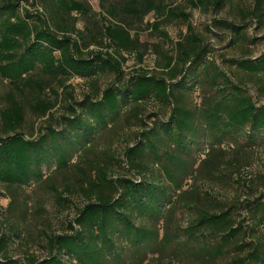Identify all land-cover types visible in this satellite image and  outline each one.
I'll list each match as a JSON object with an SVG mask.
<instances>
[{
    "label": "rangeland",
    "instance_id": "374dc122",
    "mask_svg": "<svg viewBox=\"0 0 264 264\" xmlns=\"http://www.w3.org/2000/svg\"><path fill=\"white\" fill-rule=\"evenodd\" d=\"M75 1L82 3L87 12L68 14L58 2L50 4L46 0H20L16 11L20 15L29 12L35 23L33 17L41 13L47 25L59 34L65 33L61 28L74 29L68 33L88 50L98 49L99 42H107L104 30L108 25H122L138 42L136 50L121 56L113 53L122 62L126 76L138 68L163 75L166 55H178V42L187 45V23L181 20H162L155 30L151 24L159 16L154 11L143 17L128 15L129 0ZM159 1L190 15L189 23L199 44L211 49L214 66L205 63V71L204 64H197L191 71L190 82L198 85L204 100L202 107L196 105L198 92L194 90L183 92L179 101L194 113L193 133L182 145L164 132L151 135L152 144L147 142L141 147V167L146 169L136 167L128 172L122 168L125 149L136 143L134 106L126 107L122 116H106L111 128L98 125L88 137L69 130L61 119L69 115L68 106L82 100L85 94L96 93L97 87L103 90L115 82L114 73L100 74L94 81L71 78L63 83L42 72L39 65L17 82L0 73V112L9 97L15 98L24 118L17 131L36 140L45 150L44 161L34 165L30 185L0 183V235L8 237V257L22 264L30 257L47 258L50 236L70 233L69 222L74 221L89 199L112 194L107 185L95 190L93 182L99 178V168L109 174L107 178L134 177L133 173L144 172L147 179L166 190L161 201L170 202L165 207L161 203L160 209L135 214V224L149 232L146 238L137 239L124 232L121 225L114 226L110 236L118 252H111L108 244L99 242L101 258L97 263L86 260L85 264H264V221H259L262 212L254 204L264 203V130L248 134L246 127L222 133L211 124L206 112L230 89L222 76H216L218 72L225 73L232 84L250 95L257 107H264V72L239 66L243 60L255 63L264 56V0H224L218 12L194 9L185 0ZM138 51H145L142 62L137 59ZM26 79L37 81L43 90L32 89ZM55 97L49 114L41 116L32 110L36 98ZM162 109L159 104L148 102L138 113L149 122L147 116L161 113ZM49 127L64 130L63 135L52 137ZM43 135L45 139L41 140ZM87 141L90 147L85 146ZM202 141L211 145V151L206 162L198 164L195 152ZM173 151L180 159L171 169L179 188L167 180L159 163L161 157L165 165V153ZM61 155L66 159L63 167L58 166ZM221 213H227L222 225L201 222L206 214ZM229 225L236 230L231 236ZM62 259L79 264L64 254Z\"/></svg>",
    "mask_w": 264,
    "mask_h": 264
},
{
    "label": "trees",
    "instance_id": "16d2710c",
    "mask_svg": "<svg viewBox=\"0 0 264 264\" xmlns=\"http://www.w3.org/2000/svg\"><path fill=\"white\" fill-rule=\"evenodd\" d=\"M19 1L0 0V73L5 78L17 82L36 65L41 67L42 72L53 79H58L60 83L71 78L94 81L100 74L114 73L117 78L115 82L107 85L103 90L97 87L96 93L85 94L82 100L68 106L69 115L61 119L65 127L76 133L80 132V135L85 137L93 133L98 125L111 128L106 116H122L126 107L134 106L138 129L135 134L136 143L125 149L124 158L121 160L122 168L128 172L136 167L146 169L141 167L140 159L144 156L141 147L147 142L152 144L151 135L164 132L168 136H174L178 145L185 143L189 133L192 134L194 131V113L179 102L182 101L180 98L183 92L194 90V93L198 92L199 101L196 105L202 107L204 100L197 88L198 85L190 82L191 71L197 64H204V70H207L206 64L214 66L211 49L199 44L189 23L188 13L167 7L159 0H129L126 6L128 15L143 17L154 11L159 16L158 21L151 24L155 30H158V22L162 20H181L187 23L189 36L185 39L187 45L180 42L176 44L178 53L176 57L166 55L163 75L138 68L126 76L122 62L114 54L121 56L123 52L136 50L138 42L131 37L125 27L118 24L108 25L104 30L107 42L104 44L99 42L98 49L88 50L85 44L81 45L82 41L68 33V30L74 31V29L61 28L65 33L59 34L47 25L46 18L41 13L37 12L33 17L36 18V23L31 22L29 12L20 15L16 11ZM46 1L50 4L58 2L68 14L87 12L84 5L75 0ZM185 1L194 9H212L214 12L220 11L224 3V0ZM144 52L136 53L139 62H142ZM239 66L251 72H264V56L255 63L250 59L243 60ZM216 76H222L223 80L229 83L230 89L206 110L211 124L222 133L238 131L246 127L249 128L246 131L248 134L251 131L264 130V107H257L252 97L245 94L239 86L232 84L225 73L218 72ZM25 82L37 92L43 90L37 81L26 79ZM52 92L57 95L56 91L52 90ZM56 99L57 97L54 100L36 98L31 108L35 113L45 116L55 106ZM148 102H155L163 108L161 113L147 116L149 122L138 113L141 106ZM0 120L2 122L0 183L30 185L35 175L34 165L39 166L44 161L45 150L36 140L28 139L17 131L22 127L24 118L22 107L15 98L9 97L6 107L0 112ZM63 132L64 130L49 127V134L52 137L63 135ZM10 133L12 135H9ZM41 138L44 140V135ZM85 146L90 147V141H87ZM210 151L211 145L207 141L199 143L195 152L198 164L206 162L205 159ZM165 155L166 164L163 165L161 157L159 163L164 169L167 180L179 188L171 169L180 159L175 151ZM58 159L59 167L66 165L64 155L59 156ZM97 175L99 178L93 182L95 190L107 185L112 194L98 195L93 200L89 199L88 203L79 209L74 221L69 222L70 233L48 238L47 258L37 260L30 257L23 264H74L71 261L65 262L62 259L63 254L76 259L79 264H85L86 260L97 263L102 256L99 242L102 245L108 244L111 252H118L110 236L111 229L116 228L114 226L121 225L124 232L131 233L137 239L148 236L147 229L135 224L134 216L137 212L141 214L143 210L165 207L170 202V199L161 201L166 190L147 179L144 172H135L134 177L107 178L109 174L98 168ZM254 204L262 212L259 221H264V203ZM226 217L227 213L206 214L201 222L222 225ZM235 231V228L229 225L228 235L231 236ZM7 243L8 237L0 235V264H22L20 260L5 254Z\"/></svg>",
    "mask_w": 264,
    "mask_h": 264
}]
</instances>
